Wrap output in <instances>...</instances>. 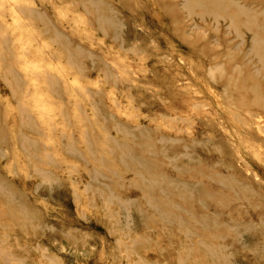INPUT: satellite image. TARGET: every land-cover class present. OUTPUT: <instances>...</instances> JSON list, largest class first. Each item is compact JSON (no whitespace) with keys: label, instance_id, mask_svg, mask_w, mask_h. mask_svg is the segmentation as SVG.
Returning <instances> with one entry per match:
<instances>
[{"label":"rangeland","instance_id":"374dc122","mask_svg":"<svg viewBox=\"0 0 264 264\" xmlns=\"http://www.w3.org/2000/svg\"><path fill=\"white\" fill-rule=\"evenodd\" d=\"M106 2L116 11L123 39L96 28L78 0H0V179L5 189L20 193L26 212L20 230L0 200V264H178L153 252L179 253L166 235L125 234L118 228L120 204L102 199L108 190L140 203L149 196L112 153L125 141L133 151L141 149L124 129L170 136L172 150L188 146L198 163L211 164L210 172L233 173L247 185L243 193L237 184L221 209L245 233L242 243L238 233L223 231L224 239L216 241L226 254L220 264H264V111L256 118L260 128H244L236 116L248 120L247 110L259 111L243 107L244 99L255 97L240 87H219L217 78L203 73L211 57L212 63H240L227 52L246 53L248 30L236 33L222 23L198 27L183 0H177L182 17L173 21L160 0ZM57 34L68 42L65 49ZM75 47L86 52L71 59L65 52ZM164 172L193 179L171 164ZM176 202L186 215L188 201ZM197 207L209 214L216 209ZM144 209L142 217L161 220L153 208ZM183 253L182 264H213Z\"/></svg>","mask_w":264,"mask_h":264},{"label":"bare ground","instance_id":"6f19581e","mask_svg":"<svg viewBox=\"0 0 264 264\" xmlns=\"http://www.w3.org/2000/svg\"><path fill=\"white\" fill-rule=\"evenodd\" d=\"M78 1L83 10L92 17V22L96 28L102 32L110 33L115 39L124 38L120 34L121 22L116 19V11L114 7L108 5L106 0ZM160 1L165 11L173 16L172 21L182 17H180L181 14L178 11L179 4L177 0ZM183 3L189 17H192V19L198 18L199 21L195 22V25L198 27L202 28L215 23H222L226 28L234 30L236 33L242 29L248 30L247 35L250 44L246 53L243 50L235 54L227 52V58L232 60L239 59L241 64L231 62L228 64L224 60L225 58L219 63H212V60L216 58L211 57L208 58L207 71L203 73L213 79L217 78L219 80L217 83L219 87L225 89L240 87V89L238 88L239 92H244V95H253L255 97L253 100L244 99L243 107L248 109V106L254 105L259 111L254 109L247 110L246 112L249 115L248 120L243 115V117H240L239 114L236 118L237 120L240 119L239 122L242 123L244 128L255 123L259 126L256 118L262 117V111H264V103L261 102L262 98H264V0H183ZM32 15L38 16L37 18L40 16L39 13L35 12ZM56 37H58L57 39H59L63 48L64 45L68 46V42L65 41V38L61 34H57ZM200 38L198 36V39ZM223 41H226L227 45H229L226 37L223 38ZM193 43H190V45L197 50L195 48L197 46L193 45ZM204 43H208V41ZM208 48V45H206L202 49L208 50ZM85 52L84 49L75 47L72 49L68 48V51L66 50L65 53L71 59H76L77 56L84 55ZM198 53H202L200 49ZM213 57L217 56L214 55ZM105 70L111 76L110 71L106 68ZM217 74L223 75L222 77H216ZM124 134L126 138L129 137L135 143H140L142 145L141 149L133 151L134 149L125 141L124 143L116 144L119 150L117 154L115 148L112 153L117 157L119 162L134 171L138 178L137 185L147 191L149 196L146 198V201L140 203L138 199L124 197L114 193V191L108 190L107 196L102 194V199L106 202H117L120 204L122 224L121 226L118 224L120 226L118 228H124V230H127L125 234L129 235L130 231L147 233L148 230L149 232H158L166 235L169 246L179 253L169 257L162 250L153 251L157 259H171L178 264H182L184 262L182 253L186 251L187 255H196L194 258L196 261L203 257H209L212 259L213 264H220L221 259H223L222 257L226 254H222L224 244H219L216 241L224 239L225 235L223 231H227L228 236L229 234L231 235V231L236 234L238 233L236 237L239 242L243 241V234L245 233L239 230L241 223L235 222V219L232 220V218H225L221 209L226 207L227 203L233 199L232 196H229L231 194L230 191H235L237 184L242 188L243 193L248 190L247 185L240 183L237 177L235 179L233 173H224L223 171L210 172L212 169L210 167L211 164L202 165L198 163L187 151L188 146H184L178 151L172 150L170 145L173 138L170 136L153 135L152 131H140L137 133L125 129ZM74 152L78 153V151ZM80 156H82L81 153ZM187 157H189V162L181 161ZM170 164L179 172L189 174L190 178L193 179L184 181L164 172V168L167 169ZM99 176L100 174L96 172L92 174L94 181L100 178ZM201 178H204L205 181L200 182L198 179ZM209 178L215 179L218 186L214 187ZM208 180L210 182L209 186L207 185ZM19 194L18 192L5 189L0 179V200L5 202L4 207L6 210H10L9 215L12 219L18 221L17 224L20 226V230H23V225L21 228L22 217L26 215V212ZM176 199L188 201L189 207L186 208V215H182L181 205H177ZM208 199H210V202L206 203L205 201H208ZM199 203L205 206V209H209L210 206L216 209L212 214L205 211L199 212L197 211V204ZM144 207L153 208L161 220L155 222L142 217L143 210H145ZM115 213L117 214L116 211L112 212L111 217L116 218ZM111 222L112 224H117L115 220H111ZM155 224H158V229L155 227ZM108 227L111 228V226ZM243 227L245 226L243 225ZM221 228L222 232L220 231ZM113 230L114 228L109 230L111 235H114ZM138 235L141 234L139 233ZM199 236L201 238L196 239ZM117 240L119 243L121 241L122 244L124 242L123 237H118ZM137 240L139 239L137 238ZM245 245L247 244L245 243ZM225 248L227 250V246ZM200 256L203 257L200 258Z\"/></svg>","mask_w":264,"mask_h":264}]
</instances>
